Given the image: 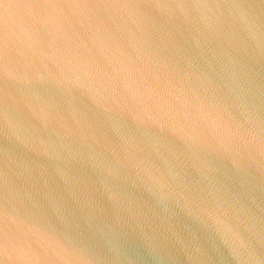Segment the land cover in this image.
Listing matches in <instances>:
<instances>
[{
	"label": "water",
	"instance_id": "water-1",
	"mask_svg": "<svg viewBox=\"0 0 264 264\" xmlns=\"http://www.w3.org/2000/svg\"><path fill=\"white\" fill-rule=\"evenodd\" d=\"M0 264H264V0H0Z\"/></svg>",
	"mask_w": 264,
	"mask_h": 264
}]
</instances>
